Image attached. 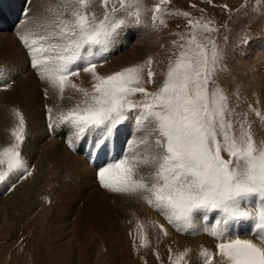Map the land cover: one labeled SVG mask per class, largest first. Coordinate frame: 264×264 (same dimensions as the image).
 Wrapping results in <instances>:
<instances>
[{"label": "snow or ice", "instance_id": "6c2138e0", "mask_svg": "<svg viewBox=\"0 0 264 264\" xmlns=\"http://www.w3.org/2000/svg\"><path fill=\"white\" fill-rule=\"evenodd\" d=\"M168 2L159 0L151 9L153 29L166 26L165 16H189L161 7ZM92 3H49L43 23L17 33L41 81L61 98L69 87L84 97L54 121L49 108V128L69 125L70 134L80 140L89 130L102 129L106 136L133 119L135 138L128 149L98 170L101 187L137 196L182 234L215 239V254L202 248L200 264H214V255L215 264H264V140H255L248 114L231 107L217 83L223 50L212 35L218 31L214 21L189 19L188 30L175 34L163 79L149 92L144 85L154 84L157 75L152 57L107 76L96 71L107 62L120 31L142 25V0H101L102 16L89 10ZM81 71L91 73V91L70 79ZM137 94L141 99H133ZM249 111L264 124L260 109L249 105ZM13 114L19 120L11 131L14 142L0 151V166H7L0 182L10 174L31 175L20 152L25 121L19 110ZM105 143L98 140L96 148ZM247 222H252L251 239L236 230ZM160 230L168 235L163 226ZM140 243L146 244L143 233ZM169 252L170 264H188V249L175 257Z\"/></svg>", "mask_w": 264, "mask_h": 264}, {"label": "bare ground", "instance_id": "6f19581e", "mask_svg": "<svg viewBox=\"0 0 264 264\" xmlns=\"http://www.w3.org/2000/svg\"><path fill=\"white\" fill-rule=\"evenodd\" d=\"M21 1L23 0H20V2ZM49 1L52 3V5H56L58 3V0H49ZM7 2L8 4H6L5 6H0V9L4 8L6 13L11 12V14L9 15V19L7 20L9 21L8 22V25H9V23L14 24L12 20H15V21L18 20V18L20 17L19 15L20 12L18 11L15 12L14 9L10 8L11 0H8ZM47 3L49 4L48 1ZM31 4L33 3L31 2L30 5ZM35 4L36 3L34 2L33 5ZM13 5L14 4H12V6ZM33 5L31 6L32 8L38 7V5L40 4L38 5L36 4L37 6H33ZM27 6L29 9V0H27ZM42 10H44V8H42ZM14 12L15 14H12ZM41 14H43L42 16L39 14L41 17L46 15L44 12L43 13L41 12ZM33 16H34V13H33ZM29 17H26V15H24L22 17L23 22H25V20L27 19V23H28ZM37 18H35V20ZM32 25L33 24H31L30 26ZM36 25L37 24L35 23L33 26L36 27ZM25 27L17 28L16 25H12L9 32L22 33L25 30H27L26 29L27 27L26 28ZM32 27L30 29H32ZM0 28H2V25H0ZM128 28L129 27H127L126 30ZM138 28L139 30H136L135 33L127 30L122 34H119L118 38L113 43L111 51L108 53V55L109 54L111 55L108 57L107 62L97 65L96 71L98 74L101 75V74L106 73L107 75V73L110 71L114 72V70H116L117 68H122L134 62H141L143 60H147L149 57L153 58V67H155V65L157 66L158 56H157V53L155 52V47L152 42L153 35L150 34V32H148L149 30L146 31L142 26H139ZM133 34H135L136 38L133 39L132 42L135 44H132L131 39H130V37ZM0 37H3L1 33H0ZM8 38H11V37L9 36ZM11 40H14V43L17 42L15 41L16 40L15 37L14 39L12 38ZM256 41L259 42L258 40ZM260 44H264V41H262ZM126 46H127V49H125ZM261 46L259 47L258 45L253 44L252 46L249 45L247 47L249 49L253 48V53L255 52L257 53L256 63L261 61L260 62L261 65L259 64L258 68L257 67H256L257 69L255 68L257 71L255 72L256 74L258 73L260 76V80L258 82L262 89V93L261 92L259 93L261 94V98L263 100V96H264V45L262 47ZM16 49L17 48H15V50L6 49V50H3L4 53L1 51L2 54L0 58L4 59V60L0 59L1 65L3 66L7 62L10 63L9 67H12L13 68L12 71H14L15 73L18 72L17 74L19 75V77H18V80L14 84L12 83V86L9 85L10 86L9 91L5 92L6 89L0 91V129L2 127H5L4 126L5 124H8V123L11 124L12 120L13 122L15 120L18 124L19 118L13 114V110L14 109L19 110V112L22 114L23 119L25 121V136H24L25 139L21 144L20 152H21L22 158L27 164V169L29 170V172H31V175L11 174L8 176L10 177L9 179L6 178L9 181L2 184L3 189L0 187L2 190L8 189V188L11 189L12 183L16 181L15 179H17L18 176L21 179L20 182H18L16 186L13 187L7 194L0 197V230H3V232L8 230L14 224L18 216L19 217L22 216L23 218L25 217V218H30V219H31V215L33 214H35V217H37V219L38 218L40 219L39 216H41L42 221H41V224L38 222L39 227L40 229H42V234H44L46 238L45 242L46 243L49 242L51 244L52 247L50 248L52 250V253L56 256L52 260L56 261V263L57 261H59L61 262V264H84V263L86 264L85 262L86 260L89 261V264H92L94 262L93 257H94L95 252H98L97 261L99 263L108 262V264H152V263H156L159 259L164 260L165 254L170 253L169 249H171V253L173 254H177V253L179 254L185 251L186 249H188L189 252L185 257L187 259L188 264H200L198 253L201 251L202 248L209 249V251L215 254V251H216V249L214 250L215 247L213 246L211 242H209V240H207L209 239L208 238L209 235H206V234L187 235V234L178 233L177 230H174V228L168 224V222L165 220V218L162 215H160L157 211L153 209L151 210V208L149 209V206H147V203H145V201H143L142 199L134 195L130 196V201L128 202L127 205L130 207V210L132 211L130 212L129 210L130 215H131L130 222L133 221L135 224L137 223L138 230H135V232L132 230L129 231V229H125V231H123L120 224H119L120 229L119 227L118 229H116L118 225H116L115 229L114 227L110 228L108 225V229L110 228V230L107 229V231H100L99 229L98 230L93 229L92 233H88V234L87 233L81 234L79 229L78 230L75 229L76 231H73L74 228L73 230H70V229L67 230L66 225L64 226L65 223H64L63 216L61 215V217H58L57 215L58 213L57 210L59 207H58L56 200L59 198L56 197L57 198L56 200L55 198L54 199L50 198L49 202L45 203V200H48L46 199L48 197L45 194L43 195V196H46L44 197L45 200L43 199L44 201L42 200V203L41 201H38V198H39L37 197L38 193H39L38 195L41 196L42 194L45 193V191L50 192L49 190L54 189L53 186L55 185L54 183L55 179L52 180L53 178L50 177V175L53 176L54 173L49 168L50 166L54 164L57 165L63 162L65 165L66 162H69V167L71 171L77 170V169L78 170L84 169L86 172L91 173L92 177L95 179L97 177L99 166L103 163L107 165V163L111 162V158H109L108 154L103 149H96L97 143L94 141L96 139V135L94 133H89L85 137V139L89 138L88 142L90 141V143L93 145L94 148H88L83 145L82 141L78 140L76 141V143H79V142H82V143L80 144V146L78 145L76 146L77 152L74 153L69 150L70 146L68 142L74 140V139L68 138L69 136H71V134L67 136V132L71 130L69 125H64V126L60 125L62 128V129H59L61 131L60 133H62V130L64 129L63 131L64 137H67V138H64V143L61 140H58L57 138H55L56 135L52 129L50 128L46 129V125H49L50 120H49V115L46 116L45 118L43 114L44 108L42 107L43 104L40 99V94L42 95V93H39V91H41V89H39L40 87L44 89V92L45 90H47L48 101L50 104L49 108L54 110V112L51 113L53 121L56 118H58V115L60 112L66 113L68 109L75 107L78 103L82 101V99L79 100L80 96L76 95L75 93H72L74 92V90H72V88L70 87L65 89V92L63 93V97L61 98L58 90L49 87L46 82H43L39 79L37 80L34 77V75L31 76L30 74L29 76L28 75L22 76L23 73H25L27 69V62L24 60L26 58L24 56L23 51H21V48L20 50L19 49L16 50ZM7 55H10V56L6 58ZM5 61L7 62L5 63ZM12 71L8 72L7 69L4 71H0V81L3 82L5 79L6 74H3L4 72L13 73ZM250 74H253L252 71L247 76H250ZM10 76L12 75H9V77ZM253 77L255 78V76ZM75 79L76 80H74L73 82L77 85H80V83L82 85H88V84L92 85L93 83L91 73H84L81 71L78 76H75ZM248 80H251V77ZM250 84L252 85V83ZM254 87L256 86L254 85ZM70 91L72 95L70 94ZM58 95L59 97L57 98ZM250 100L252 99L250 98ZM69 101H71V103H69ZM69 104H72L73 107H70ZM262 104L264 106V100ZM67 106L68 108H66ZM64 109L66 111H64ZM9 116H11L12 119ZM133 123H134L133 121L128 120L124 124V129L122 131L120 130L117 131V146L118 147L123 148L125 145L124 148L128 149L129 141L133 140L134 133L130 131L129 134H127L128 135L127 142L125 140V136L127 137L126 133L129 131V129L131 130L134 128ZM7 141L8 139L5 133H2V135L0 136V145L8 146L9 142ZM49 169L51 171L50 173H53V174H49ZM95 169L97 170V172ZM147 171H150V170H147ZM73 177L74 176H72V178ZM48 192H47V195H49ZM53 197H55V195ZM61 198H64V197H61ZM38 207L40 208V210L34 211ZM92 215L94 216V214ZM57 222H58V225H56ZM105 224H108V221ZM251 225H252V222H247V224L246 223L243 225L241 224L240 226L241 228H243L246 226L251 227ZM160 226H163L167 230V233H168L167 236H165L161 232ZM200 226L202 227L203 225H200ZM124 227L127 228L128 226L127 227L124 226ZM237 231L249 232L250 229L246 231L239 229ZM142 233L146 236V244L143 247L141 246V243H140V237ZM244 238H247V236ZM138 246L139 247L141 246L140 248L141 251L139 250ZM143 249L144 251L142 252ZM100 251H104V253H101ZM216 260L217 259L214 258V264Z\"/></svg>", "mask_w": 264, "mask_h": 264}, {"label": "rangeland", "instance_id": "374dc122", "mask_svg": "<svg viewBox=\"0 0 264 264\" xmlns=\"http://www.w3.org/2000/svg\"><path fill=\"white\" fill-rule=\"evenodd\" d=\"M7 1L8 0H0V6H5L6 4H8ZM30 1L31 0H29V9H28V6L26 7L24 1L20 2V0H11L10 2V8L14 9L15 12L17 11L19 12L20 7L23 10L26 8V11H25V13H27L26 17H29L32 12L34 13V16L36 14V16L38 17V18L36 16L34 17L32 13V15L28 18L29 19L28 23H27V19L25 20L26 23L23 22L22 17L19 19V22L17 23L15 20H12L14 23L13 25H16L17 28L25 27L26 25L27 28L26 27L25 28L30 29L36 23L37 24L36 27L34 26L32 27V29L34 28L36 29L38 27V24L43 23L45 21V18L47 17L45 6L48 4L47 1L51 3L49 0H40V1L32 0L31 2L33 4L34 2L37 5L40 4L38 5L39 8L38 7L32 8L31 6L33 4L30 5L31 3ZM158 2L159 0H142V5L145 11L143 13V17H142L143 23L141 26L146 31L149 30L148 32H150V34L153 35L152 42L155 47V52L157 53V56H158V64L157 66L155 65L154 67V69L157 72L156 77H154L155 83L154 84L146 83L144 85L146 90L149 92L154 91L156 87L160 84V82L162 81L163 79L162 73L166 70L168 58L172 55V52L175 50L171 43L173 40H176L178 38L177 35L175 34L184 33L186 30H188L189 19L196 20V19H200L201 17H203L205 20L211 19L212 21H214V26L218 29V31L212 33V35L215 37L218 47L223 50V60L221 64L222 70L218 71L217 73V76H216L217 83L228 94L230 106L235 108L237 112L248 114V119L252 122V132L254 134L255 140L257 142L264 140V124H261L260 120L252 112L249 111V105H251L252 108H256L260 110L262 109L261 112L262 114H264V106L262 104L264 100V96L262 95L263 96V100H262L261 94L259 93V92L262 93V89L258 82L260 80V76L258 73L256 74L257 72L256 69L258 68L259 64L261 65L260 63L261 61L256 63L257 53L256 52L253 53V48L249 49L247 47L249 45L252 46L253 44L258 45L259 47L261 45L262 46L264 45V44H260L262 41H264V0H211V2H209V0H169V2L166 5H162L161 7H166L167 10L172 13L187 12L189 13V16L188 17H183L181 15L165 16L164 18L166 21V26H161L157 29H153L152 20H151V16H152L151 9ZM12 4L14 5L12 6ZM36 4L33 6H37ZM42 8H44V10H42ZM89 10L96 12L98 16H102L104 9L101 7V0H93V3ZM15 12L12 14H15ZM41 12L42 13L44 12L46 14V15L44 14L45 15L43 16L44 18L41 17L43 15L41 14ZM2 13L4 14V16ZM37 13H39L41 16ZM10 14L11 12L6 13L4 8L0 9V25H2V22L4 24L6 22V24L8 25L9 21L7 20L9 19ZM35 18L37 19L35 20ZM32 20L33 21L35 20V21L33 22ZM31 24L33 25L30 26ZM127 30L135 33L136 30H139V28L136 26H131ZM127 30L126 28H124V30L122 29L119 34H122ZM0 33L4 37V38L0 37V42H1L0 43V56L2 54L1 51L4 53L3 50H6V49L15 50V48H17L16 50L18 49L20 50L21 48V51H23L24 56L28 61L27 69L25 73H23L22 76H26V75L29 76L30 74L31 76H33V73H35V70L31 67V61H30L31 59L29 57L27 50L21 44L20 40L18 39V36H16L18 32L8 31V32H3V33L0 32ZM13 35L16 39L15 41H17L16 43H14V40H11L12 38L14 39ZM9 36L11 38H8ZM132 36L130 37L131 42L133 39L136 38L135 34H133ZM244 38L247 39L246 43H242V40ZM256 40H258L259 42H257ZM132 44H135V43L132 42ZM161 45H163V47H161ZM125 49H127V46L125 47ZM9 56L10 55H7L6 58H8ZM0 59L4 60L3 58H0ZM26 59L24 60L26 61ZM145 61L146 60H143L141 62H134L122 68H117L116 70H114V72H111V71L108 72L107 75H110V73L112 74V73L118 72L125 67L142 64ZM6 62L7 61H5V63ZM9 64L10 63L7 62L6 64L2 66L1 60H0V65H1L0 71H4L6 69L8 72L12 71L13 68L9 67L10 66ZM249 70H251L253 74H250V76H247L249 73H251V71ZM12 72L15 73L14 71ZM3 74H8V76L5 77L6 82L4 84H1L2 82L0 81V91L5 90L1 88L3 87V88H6L5 92H7L9 91V87L7 86L9 85L12 86V83L14 84L18 80L19 75L17 76L13 75L12 77H9L10 75L9 73L4 72ZM101 75L107 76L106 73L101 74ZM253 76H255L256 79ZM34 77L37 80L39 79L37 74L34 75ZM250 77H251V80H248L250 79ZM70 78L72 81L76 80L75 77H70ZM145 79H146V74H145ZM250 83H252V85ZM254 85L256 87H254ZM78 86H81V88L87 89L89 91H91V88H92L91 84L82 85L80 83V85ZM39 89H41L39 93H42V95L40 94L41 102L43 104L45 100L44 105L46 104V107H47V111L44 109V113H43L46 118V116H48V109L50 107V104L48 101V96L45 95L44 89L42 87H40ZM72 93H75L76 95L80 96L79 100L84 99L83 95L80 92H77V91L75 92L74 90V92ZM70 94H71V91H70ZM57 97H59V95ZM250 98L252 100H250ZM133 99L135 100L141 99L140 94H137L135 97H133ZM69 103H71V101H69ZM44 105L42 107H44ZM69 105L70 107H73L72 104H69ZM66 108H68V106ZM65 109L64 111H66ZM52 112H54V110ZM9 117L11 118V116ZM129 120L133 121V119L131 118ZM16 125H17V122L15 120L13 122L12 120L11 124L10 123L5 124L4 125L5 127H2L3 129L2 128L0 129V136L2 135V133H5L8 139L7 141L9 142L8 146H10L14 142V138L10 135V133L16 127ZM47 126L49 125H46V129H48ZM6 127L7 128L9 127L11 129L9 128L7 129ZM51 129L54 131L56 135L55 138H57L58 140H61L64 143V138H67V137H64V134H63L64 129L62 130V133H60L61 131L59 129H62V128L61 126H57L55 123L53 124V127ZM24 136H25V132H24ZM68 138L75 139L73 135L69 136ZM89 145L86 147L94 148L91 143ZM8 146L0 145V150L1 149L3 150L5 147H8ZM78 146H80V144ZM121 157L122 156H117L116 154V159H119ZM54 165L49 167L51 171L54 173L53 175L54 177L50 175V177L53 178V179L51 178L52 180L55 179L54 180L55 185L53 186L54 189L49 190L50 192L47 191L49 195H47V192L45 191V193L42 194L41 196H39L38 195L39 193H38L37 197L40 198V199L38 198V201H41V203L44 197L46 196L48 197L46 198L48 200L44 199L45 203H48L50 198H53V199L55 198V200L57 199L56 197L59 198L56 200L58 207H59L57 210L58 211L57 215L58 217H61V215L63 216L64 223H65L64 226L66 225L67 230L68 229L73 230L74 228L73 231H76L79 229L81 234L82 233L88 234V233H92L93 229H97V230L99 229L100 231H107L108 225L110 228L114 227V229L116 228V225H118L116 229H118V227L120 229L119 224L121 225V228L123 231H125V229H129V231L132 230L134 232L135 230H138L137 223L135 224L133 221H131L132 223L130 222V216H131L130 212L132 211L130 210V207L127 204L130 201L131 195L115 193L107 189H104L99 184L98 175L94 179L92 177V174L89 172H86L84 169H79V170L77 169L78 171L77 170L71 171L69 167V162H66L65 165H64V162L57 164L58 166L56 164ZM50 169H49V174H53V173H50L51 172ZM147 170H150V169H147V168L141 169L142 172H147ZM0 171H7V166L6 165L0 166ZM25 174H22V175H25ZM72 176L74 177L72 178ZM7 178L9 179L10 177H7ZM15 180H16L14 182L15 185L14 183H12V188L15 187L16 184L20 182L21 179L18 176V178ZM8 181L9 180L6 179L4 182H0L1 183L0 187L3 189L2 184ZM1 188H0V197L4 196L12 189V188L11 189L8 188L9 190L8 189L2 190ZM45 194L46 196H43ZM54 195L55 197H53ZM61 197H64V198H61ZM150 208L151 207H149V209ZM39 210L40 208L38 207L34 211H39ZM91 213L94 214V216ZM34 217H35V214L31 215V219L18 216L14 224L8 230H6L7 232L6 231L3 232V230H0V264H61V262L59 261H57L56 263V261L52 260L56 256L52 253V250L50 248L52 247L51 244L49 242L48 243L45 242L46 238L44 234H42V229H40L39 227V223L41 224V221H42L41 216H39L40 219L39 218L37 219V217L35 218ZM107 221H108V224H105L107 223ZM113 222L114 223L117 222V223L114 224ZM243 224L245 223H242V225ZM56 225H58V222ZM123 225L126 227L128 226L129 228L128 227L125 228ZM110 228L108 230H110ZM178 233H181V232H178ZM239 234L242 236L241 238H244L246 236L247 238H250V239L253 238L252 236H249L247 234H242V233H239ZM208 238L209 239L207 240H209V242H211L213 246L215 247L216 240L210 239V236H208ZM138 248L141 251L140 249L141 246L140 247L138 246ZM143 251L144 249L142 250V252ZM100 252L104 253V251H100ZM97 253L98 252H95L94 254V257H93L94 262L92 264H108V262L99 263L97 261ZM177 254L171 253L173 257H175ZM169 255L170 253H166L165 259L164 260L159 259L156 263L170 264ZM214 258L218 259V257L216 256H214ZM85 262L86 264L87 263L89 264V261L86 260ZM156 263H152V264H156Z\"/></svg>", "mask_w": 264, "mask_h": 264}]
</instances>
